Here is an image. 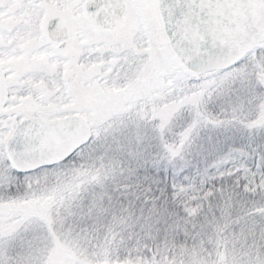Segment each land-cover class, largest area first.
Listing matches in <instances>:
<instances>
[{
  "label": "snow or ice",
  "instance_id": "6c2138e0",
  "mask_svg": "<svg viewBox=\"0 0 264 264\" xmlns=\"http://www.w3.org/2000/svg\"><path fill=\"white\" fill-rule=\"evenodd\" d=\"M0 264H264V0H0Z\"/></svg>",
  "mask_w": 264,
  "mask_h": 264
}]
</instances>
